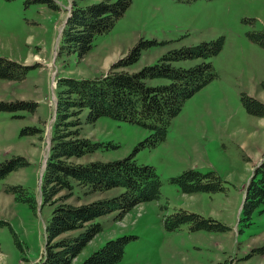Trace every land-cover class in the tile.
Masks as SVG:
<instances>
[{"label": "rangeland", "instance_id": "obj_1", "mask_svg": "<svg viewBox=\"0 0 264 264\" xmlns=\"http://www.w3.org/2000/svg\"><path fill=\"white\" fill-rule=\"evenodd\" d=\"M52 1L56 8L0 0V56L30 66L21 81L0 78V100L34 103L32 110L0 111V162L16 156L28 161L0 177V220L5 223L0 226V264H35L43 252L51 206L41 204L40 183L55 117L57 79L106 74L138 42L143 43L140 57L126 68L131 72L172 49L217 37H223V47L207 59L217 77L185 101L164 141L155 147L139 146L150 133L146 128L107 116L88 123L87 111L82 112L81 136L101 146L69 161H111L133 153L138 164L155 168L161 186L157 199L135 205L120 220H114L115 212L96 218L102 231L71 264H80L107 240L122 235L134 238L114 264H264V203L250 215L242 210L246 185L264 156V116L248 112L242 101L246 94L264 105V46L250 37L264 31V0H131L112 29L97 35L82 57L63 49L61 33L72 0ZM100 1L79 0L81 5ZM200 61L172 65L188 68ZM187 169L215 175L222 189L182 192L169 179ZM17 185L34 196L35 209L8 190ZM84 191L76 186L68 202L115 196L123 188ZM180 209L212 218L228 229L190 231L185 223L166 230L165 217Z\"/></svg>", "mask_w": 264, "mask_h": 264}, {"label": "trees", "instance_id": "obj_2", "mask_svg": "<svg viewBox=\"0 0 264 264\" xmlns=\"http://www.w3.org/2000/svg\"><path fill=\"white\" fill-rule=\"evenodd\" d=\"M177 1L187 3L195 0ZM30 3L57 7L52 0H24L25 6ZM130 3L131 0H101L81 5L79 0H72L61 33L63 49L76 52L79 57L85 55L92 48L94 38L109 32ZM250 37L264 46V31ZM223 43V37H217L172 49L159 57L155 63L131 72L126 68L131 67L140 57L143 43L138 42L128 50L123 59L114 63L106 74L89 79H57L55 117L40 183L41 204L51 206V216L45 227L43 252L35 264H71L86 243L102 231V225L95 221L96 218L115 212L114 220H120L135 205L157 199L160 195L161 181L155 168L138 164L133 153L111 161H69L71 158L78 159L93 153L101 146L100 142L81 136L82 112L87 111L85 122L88 123L101 116H107L150 130L139 146L153 148L164 141L171 122L181 111L185 101L217 77L212 63L207 59L216 56ZM192 59L201 61L188 68L172 65L176 61ZM29 68V65L0 56L1 79L21 81ZM155 78H164L168 83H147ZM242 101L248 112L264 116L262 103L246 94H242ZM33 107L34 103L28 101L0 100V111L23 108L32 110ZM29 132H32V129ZM27 164L28 161L20 156L0 162V177ZM169 180L184 193L214 192L222 189L218 177L194 169L184 170ZM76 186L85 189V194L114 187H121L123 191L115 196L72 204L68 199L73 196ZM8 190L16 194L17 201L27 203L35 209L36 200L34 196L27 194L24 187L17 185L9 187ZM61 191L65 193L58 196ZM262 203L264 156L254 168L246 185L242 210L250 215L251 211ZM185 223L189 224L190 231L222 232L228 229L226 225L212 218L182 209L174 211L164 219V227L168 231L176 230ZM4 224L0 220V226ZM74 230L79 232L73 235L71 232ZM131 238L134 236L122 235L107 240L80 264L118 262Z\"/></svg>", "mask_w": 264, "mask_h": 264}, {"label": "water", "instance_id": "obj_3", "mask_svg": "<svg viewBox=\"0 0 264 264\" xmlns=\"http://www.w3.org/2000/svg\"><path fill=\"white\" fill-rule=\"evenodd\" d=\"M45 161H46V159H45ZM44 167H45V163H44L43 169H44Z\"/></svg>", "mask_w": 264, "mask_h": 264}]
</instances>
